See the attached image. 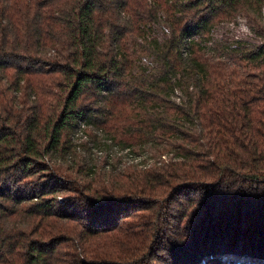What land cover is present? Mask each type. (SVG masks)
<instances>
[{
	"label": "trees",
	"instance_id": "trees-1",
	"mask_svg": "<svg viewBox=\"0 0 264 264\" xmlns=\"http://www.w3.org/2000/svg\"><path fill=\"white\" fill-rule=\"evenodd\" d=\"M240 15L261 43L217 42ZM263 15L264 0H0V264L264 259ZM80 126L152 163L83 173L67 160Z\"/></svg>",
	"mask_w": 264,
	"mask_h": 264
},
{
	"label": "rangeland",
	"instance_id": "rangeland-1",
	"mask_svg": "<svg viewBox=\"0 0 264 264\" xmlns=\"http://www.w3.org/2000/svg\"><path fill=\"white\" fill-rule=\"evenodd\" d=\"M240 16L241 17L236 19L235 22H223L216 26L213 30V38L220 43H232L239 40L252 45L260 44L261 39L256 29L250 26L245 16ZM167 35L168 28L163 20H159L148 29L149 41L154 38L163 41ZM196 38L206 46H209L210 43H206L202 37L197 36ZM139 63L142 66H146L149 71H155L157 66L154 55H143ZM135 70H138V68L136 67ZM77 129L72 137L73 148L70 149L67 155V160L70 165L76 167L82 165L83 168H80L83 173L89 172L92 168L99 173V171H104L102 170V166L109 170L108 167H111L112 165L121 168L126 163H144V165L152 163L149 158V155H151L150 149H143L140 153H132L127 150L121 151L120 148L115 147L111 142L103 140L104 137L101 135L100 130L95 128L86 130L85 127ZM136 154H140L141 157H137ZM61 195L66 196L67 198L72 196L70 193H64ZM143 213L148 214L146 216H150L148 212ZM135 220L137 221L136 216L127 219L123 217L120 224L122 227H127L130 223H134ZM140 231L141 230H139V232ZM168 258L169 256L163 254L161 259L167 260ZM251 264H264V259L259 258V260H252Z\"/></svg>",
	"mask_w": 264,
	"mask_h": 264
}]
</instances>
